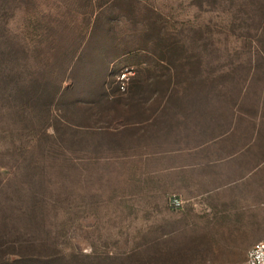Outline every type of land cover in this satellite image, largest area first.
I'll return each mask as SVG.
<instances>
[{"label":"rangeland","instance_id":"1","mask_svg":"<svg viewBox=\"0 0 264 264\" xmlns=\"http://www.w3.org/2000/svg\"><path fill=\"white\" fill-rule=\"evenodd\" d=\"M91 1L93 8L86 0L9 5L8 38L20 56L23 91L33 85L39 98L64 80L67 91L53 104L46 134L40 129L44 95L23 115L0 110V264H153L161 258L138 204L119 193L115 167L107 179L101 170L100 180L96 171L83 180V136L69 126L83 122V109L72 102L94 101L104 82L117 88L125 70L133 72L120 94L127 96L136 81L143 96L171 91L206 99L216 105L220 126L264 135V0H124L103 9L108 0ZM103 105L97 102L94 122H102ZM170 196L179 198L169 195L168 206ZM248 208L264 217V196Z\"/></svg>","mask_w":264,"mask_h":264},{"label":"crops","instance_id":"2","mask_svg":"<svg viewBox=\"0 0 264 264\" xmlns=\"http://www.w3.org/2000/svg\"><path fill=\"white\" fill-rule=\"evenodd\" d=\"M170 92L155 98L143 96L141 84L130 96L105 89L102 122L90 109L89 120L69 125L83 136V180L94 171L100 180L101 170L107 179L115 167L119 193L138 204L153 250L162 253L153 264H246L248 251L264 242V217L248 208L264 196V135L220 126L215 104ZM169 195L183 209H171Z\"/></svg>","mask_w":264,"mask_h":264},{"label":"trees","instance_id":"3","mask_svg":"<svg viewBox=\"0 0 264 264\" xmlns=\"http://www.w3.org/2000/svg\"><path fill=\"white\" fill-rule=\"evenodd\" d=\"M124 0H108L104 6H102L99 9H103V7L107 8L109 6H114L116 4L122 3ZM131 1V0H130ZM230 3L231 0H227V3ZM20 0H0V110L4 111H13L16 110L18 113L20 112L21 115H23L24 110H27L28 108H31V110H34L36 104H38V99L44 95V98L40 100V110L42 111L43 120H41L42 125L40 127L42 133H47V127L51 126L49 123L52 120V113H53V104L60 103L62 101V98L60 96L63 94V92L67 88H63L62 84L66 81H62L63 83H56L55 86L51 89V91L48 93L47 90L42 92V94H39V98L37 97V90L33 85L30 87L25 88L23 91V78H21L20 74V68H21V60L18 52L16 51L14 47L11 46L9 42L8 35L11 34L7 29V15L11 11L10 6H13L14 3L19 4ZM86 5H89L91 8H93L92 1L86 0ZM10 5V6H9ZM13 11V10H12ZM100 13V12H99ZM99 13H94V15L90 16V26L89 31L86 33L89 35L92 34L94 28H96V22L98 21V15ZM93 17V18H92ZM89 25V24H88ZM156 60L163 65V60L158 56ZM74 63L70 64L68 66V69L71 70L74 65ZM132 71L133 70H128ZM123 73V72H122ZM121 73V74H122ZM119 78V76H118ZM118 81V80H117ZM135 83V84H134ZM133 88L130 90L129 95L136 91L137 84L136 81L134 82ZM120 83L118 81L117 88L112 89L111 86L107 85L105 82L100 84V89L98 94L96 95L94 101V105H89L92 101L85 102L83 99L80 100H74L72 102V106L77 107L79 106L80 109H83L84 114L81 115L80 119L83 120H89L92 113H89L90 109H96L97 102L104 100L106 97L105 89L110 91V95L115 96L118 92H120ZM126 89V88H125ZM104 90V91H103ZM48 93V94H46ZM172 92H170L171 94ZM163 97V96H162ZM164 97H167L165 95ZM173 97V96H171ZM206 100V99H201ZM71 104V103H70ZM71 106V107H72ZM22 112V113H21ZM35 119L32 117L31 120H29V130L35 131ZM46 126V128H45Z\"/></svg>","mask_w":264,"mask_h":264},{"label":"built area","instance_id":"4","mask_svg":"<svg viewBox=\"0 0 264 264\" xmlns=\"http://www.w3.org/2000/svg\"><path fill=\"white\" fill-rule=\"evenodd\" d=\"M129 71L125 70L118 81L120 83V91H125V82L128 80ZM183 205V202L175 197H169V207L173 210H180ZM246 264H264V242L256 243L247 253Z\"/></svg>","mask_w":264,"mask_h":264}]
</instances>
